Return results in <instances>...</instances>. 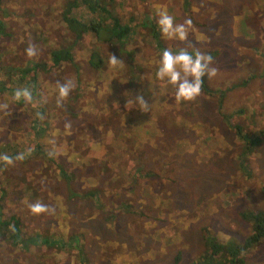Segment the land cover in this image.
Masks as SVG:
<instances>
[{"label": "rangeland", "instance_id": "obj_1", "mask_svg": "<svg viewBox=\"0 0 264 264\" xmlns=\"http://www.w3.org/2000/svg\"><path fill=\"white\" fill-rule=\"evenodd\" d=\"M65 1L3 0L0 14L9 28L0 38V66L48 64L50 51L68 47L71 34L59 19ZM184 1L111 0L121 21L133 17L138 49L132 52V41L123 49L99 46L103 71L109 67L107 79L86 74L88 55L81 51L72 63L39 74L31 103L0 91V103L9 105L0 111V143L17 141L23 146L18 153L24 154L23 160L8 166L9 172L27 178L33 199L24 202H39L48 209L34 214L11 198L15 206L9 215L24 212L21 238L37 243L36 235L53 240L69 232L92 241L64 251L27 242L12 248L0 240V264H174L176 256L175 264H194L214 256L210 242L220 245L211 264H229L230 249L249 236L252 219L246 212L264 214V0H188L187 10ZM157 5L166 6L176 23L191 19L187 42L161 40L171 50L190 42V51L213 56L217 75L204 78L210 94L178 103L175 89L156 80L159 57L153 45L144 42L140 23L143 15L157 23ZM190 6L195 8L190 11ZM93 42L84 37L81 43ZM30 44L37 50L31 58L25 53ZM120 53L130 58L132 76L120 72L131 68L127 63L110 67V55ZM139 55V62L132 58ZM2 78L8 88L9 80ZM128 79L138 82L126 89L123 82ZM68 81L73 88L58 106V85ZM104 84L109 90L101 94L97 88ZM150 84L158 87L149 89ZM21 85L11 83L14 92ZM118 85L117 95L112 90ZM137 95L149 100L147 112L134 101ZM37 115L36 123L30 121ZM128 120L134 122L125 123ZM38 124L45 127L42 142L47 152L84 181L79 176L80 183L63 185L55 161L25 151L34 146L35 129L42 130ZM235 127L246 136L245 143L253 144L249 149ZM91 171L98 181H90ZM92 189L96 198L86 195ZM69 190L80 196L69 198ZM77 249L81 253L71 255ZM241 260L238 264H264V239L242 253Z\"/></svg>", "mask_w": 264, "mask_h": 264}, {"label": "trees", "instance_id": "obj_2", "mask_svg": "<svg viewBox=\"0 0 264 264\" xmlns=\"http://www.w3.org/2000/svg\"><path fill=\"white\" fill-rule=\"evenodd\" d=\"M2 1L0 0V7L2 6ZM6 2V0H4ZM111 0H66L63 2L62 10L59 13V19L61 20V24L64 25L65 31L69 32L71 34L70 44L68 47H60L57 49H54L50 51L48 55L49 62H35V61H27L24 66H13V64L9 66H0V75L4 76L3 79L7 77L9 80V87L5 88V83L0 80V91L1 93L9 92L10 96H14V88L11 87V83L13 82H20L21 88H28L31 90L32 97L34 98L36 96L35 88L38 86L39 82V74L44 73L49 68H58L62 64H69L72 63V60L75 58V54L80 53L81 51H84L85 54H87V59L85 66L88 68L86 74L90 75L95 74L99 76L100 78L107 79V75L109 73V67L107 66L106 69L103 71V66L105 64V61L101 57L99 53V46H108L113 45L116 49L122 48L123 45H126L127 42L132 41L130 44V47L132 49L133 53H136V50L138 49L136 46H134V35L136 34L135 26L131 24L130 21H134L133 17H129L126 19L125 22L120 19L119 13H114L112 6L110 7ZM188 2L187 4H184L183 7L185 9H188ZM4 10V9H3ZM149 16H155L154 14H151ZM144 21L140 23L141 29L144 31V36L148 40V43H151L153 45V48L158 52H162L166 45L163 40L160 38V31L158 28L157 23L149 22L147 21L148 15H143ZM9 26L7 25V22L4 21L3 17L0 14V38L7 32V29ZM100 34H103V38L100 39ZM143 36V37H144ZM40 37H43L40 35ZM87 37L88 39L94 40L93 43H86L88 44L83 45L81 43L83 41V38ZM132 37V40H128ZM143 37H141L143 39ZM101 40L98 42V40ZM166 41V40H165ZM85 44V43H84ZM79 46L78 50H75V47ZM84 46V47H83ZM134 50V51H133ZM173 52L178 51L173 49ZM124 59V58H123ZM123 63H127L128 66H131V60L130 58H126ZM127 68L125 71L121 70V72L124 73V75L132 76L133 75V69ZM116 68H113L115 70ZM4 72V73H1ZM15 75L17 77L15 78ZM85 77V75H84ZM135 80H125L123 82L126 86V89H131L134 87L138 81L133 82ZM2 82V83H1ZM105 85V84H104ZM102 85L98 87L97 91H99L102 94L103 90H109L108 87L105 85ZM104 86V87H103ZM205 82L202 86V94H210L211 92L208 91L205 88ZM110 89H112L110 87ZM120 87L119 85L115 87L112 92L116 93L117 95L120 94ZM122 99V98H121ZM117 99L113 100L116 101ZM185 108L187 109L186 105ZM39 116H35L34 119H30L32 122H37ZM116 118L119 120L120 123V116H116ZM226 117H224L225 119ZM130 122L134 121H126L125 123L129 124ZM39 127H41L38 124ZM238 127V126H236ZM235 129L236 136L242 139L243 137H246L245 135L241 134L240 130L237 128ZM42 128V127H41ZM44 128L42 130H39L38 128L35 129L33 138H31L32 142L34 143L33 148L30 146L27 147L25 151L30 152V154L33 155L34 158L41 159V160H48V161H55L52 158V155L47 152V149L45 148L42 138H43V132ZM239 128V127H238ZM125 131H127V127L125 128ZM115 138L112 139V142L110 143V146H113L112 149H114V152L118 150L117 144L114 142ZM111 141V139H110ZM244 145H248V149L253 144L245 143L243 141ZM23 146L19 145V142H14L13 140L5 141L0 143V155L7 154L9 156H12L13 158L19 154L18 152H23ZM245 153V152H244ZM91 163H94L93 160H90ZM76 164V163H75ZM77 165V164H76ZM9 165L4 164L3 162H0V240H3L8 244V246L12 248H19L20 246H24V244L29 243L31 245H43L46 247H56L57 249H63L65 247H70L72 242L70 241L69 244L66 243L65 240H49L47 238H41L38 235H36V242L27 239L23 240L21 238L22 231L24 229L23 224L21 223L22 214L24 212L19 213H9L13 211V208L15 206V202L11 201L12 197L17 198V202L23 203L24 208L31 212L30 205L24 201L32 200V190L29 186V182L27 181V178L24 174L20 175H11L9 172ZM89 166V165H88ZM54 167L57 170V177L59 181L62 182L63 185L70 186L74 183H76L77 178L80 176L81 181H84L83 175L79 174L78 176H75L72 172H68L66 170V167L64 165L58 164L56 161L54 163ZM150 175V172L146 171L145 177H148ZM90 181H98L97 174L95 172L88 173ZM131 182L136 185L137 182L134 178H130ZM80 183V181H79ZM137 186V185H136ZM133 190V189H132ZM69 194L73 196H77V191L69 190ZM97 191L92 189L87 191L86 195L88 197L96 198ZM22 201V202H21ZM6 203L11 204L10 207L5 206ZM18 207V206H17ZM9 212V213H8ZM245 215L247 218L252 219L250 222L251 225V232L249 236H247L244 241L241 244H236L232 249H230L231 252V258L229 264H238L241 263V255L245 251L253 248L256 246L262 239H264V214L261 215H255L250 212H246ZM243 215V213H242ZM33 239V238H32ZM220 246L218 244H212L211 242L208 244V248L211 249V252L215 257L217 253V247ZM210 255L206 257V261L203 260L199 263V260H197L194 264H211ZM178 261V256H176L173 260V263L175 264Z\"/></svg>", "mask_w": 264, "mask_h": 264}, {"label": "clouds", "instance_id": "obj_3", "mask_svg": "<svg viewBox=\"0 0 264 264\" xmlns=\"http://www.w3.org/2000/svg\"><path fill=\"white\" fill-rule=\"evenodd\" d=\"M157 25L161 36L167 40L187 42L189 33L193 27L191 19H185L182 23H176L174 18L168 13L166 6H156ZM193 47L189 42L185 47L173 52L165 48L156 62L155 77L157 81L171 85L175 89L174 99L179 102L194 101L202 91L204 78L212 79L217 75L218 68L214 65V58L211 54H206L198 49L190 51ZM26 55L31 58L37 54L36 47L29 45L25 49ZM109 65L112 68L122 67L123 61L115 54H111ZM158 87L150 84V88ZM73 88L71 81L58 85L57 105L60 106ZM15 100L23 99L26 103L33 100L31 90L28 88L17 89L14 94ZM134 101L138 103L142 110H149L150 102L143 95H137ZM7 103H0V111L7 110ZM24 154H17L14 158L7 154L0 155V162L12 165L15 161L23 160ZM34 214L47 211V206L37 202L29 206Z\"/></svg>", "mask_w": 264, "mask_h": 264}, {"label": "crops", "instance_id": "obj_4", "mask_svg": "<svg viewBox=\"0 0 264 264\" xmlns=\"http://www.w3.org/2000/svg\"><path fill=\"white\" fill-rule=\"evenodd\" d=\"M187 2H188V0H185L183 3H184V4H187ZM182 7H183V6H182ZM193 7L195 8V6H190V11H192ZM160 38H161V35H160ZM143 40H144V42H147V41H148L147 39H143ZM153 49H154V48H152V50H153ZM154 50H155V49H154ZM155 52H156L157 57H160V54H161L160 51L157 52V51L155 50ZM100 55H101V54H100ZM124 57H127V56H126V55L123 56V53H120L119 56H118V58L121 59V60H122ZM132 58H133L134 60H138V62H139L140 55H139V56H132ZM132 69H133V66H132ZM121 70H122V69H121ZM120 72H121V71H120ZM78 196H80V194H77V196H73V195H70V194H69V198H71V197H78ZM67 233H68V234H65V238H60L59 236H56V238H54V239L61 240V241L65 240L67 244H69L70 241L72 242L71 246H70V247H65L64 251H70L71 249L75 250L76 246L79 245V244H83V243H85V244L88 245L90 242H92L90 239H83V238H81V237H78V236H76V235H73V233H69V232H67ZM97 233H98V231H97ZM96 239L98 240V238L95 237L94 241H96ZM33 240H34V239H33ZM76 252H77V253H76ZM76 252H74V253L71 254V255H75V256H77L78 254L81 253V250H80V249H77ZM77 260L80 262V261H83L84 259H82V258H77Z\"/></svg>", "mask_w": 264, "mask_h": 264}]
</instances>
